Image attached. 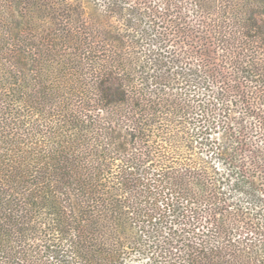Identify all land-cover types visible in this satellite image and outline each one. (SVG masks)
<instances>
[{
	"label": "trees",
	"instance_id": "16d2710c",
	"mask_svg": "<svg viewBox=\"0 0 264 264\" xmlns=\"http://www.w3.org/2000/svg\"><path fill=\"white\" fill-rule=\"evenodd\" d=\"M264 264V0H0V264Z\"/></svg>",
	"mask_w": 264,
	"mask_h": 264
},
{
	"label": "rangeland",
	"instance_id": "374dc122",
	"mask_svg": "<svg viewBox=\"0 0 264 264\" xmlns=\"http://www.w3.org/2000/svg\"><path fill=\"white\" fill-rule=\"evenodd\" d=\"M139 264H147V263L143 261V262H141V263H139Z\"/></svg>",
	"mask_w": 264,
	"mask_h": 264
}]
</instances>
